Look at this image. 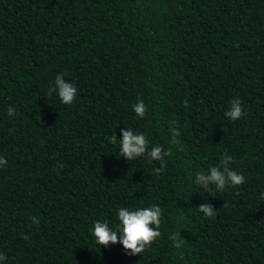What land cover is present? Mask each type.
I'll list each match as a JSON object with an SVG mask.
<instances>
[{
	"label": "trees",
	"instance_id": "obj_1",
	"mask_svg": "<svg viewBox=\"0 0 264 264\" xmlns=\"http://www.w3.org/2000/svg\"><path fill=\"white\" fill-rule=\"evenodd\" d=\"M59 74L70 105L48 93ZM126 128L171 148L163 172L120 156ZM225 153L245 182L213 196L195 176ZM0 157V264H264V0H0ZM152 205L143 253L95 242L97 220Z\"/></svg>",
	"mask_w": 264,
	"mask_h": 264
},
{
	"label": "clouds",
	"instance_id": "obj_2",
	"mask_svg": "<svg viewBox=\"0 0 264 264\" xmlns=\"http://www.w3.org/2000/svg\"><path fill=\"white\" fill-rule=\"evenodd\" d=\"M48 93L49 95L58 93L61 102L70 105L76 98L77 87L73 83L66 81L62 74H59L55 77L53 85L48 89ZM189 103L188 100H184L183 106L187 108ZM133 110L138 117L143 118L146 115L147 106L143 100H139L138 103L133 105ZM7 114L9 116L16 115L15 108L10 106ZM244 114L241 100L239 98L230 100V108L225 112V116L230 121H236ZM121 133L122 138L119 140L115 134L109 138L110 143L114 145L119 142L120 156L127 161H131L146 154L150 164L154 161L160 162L159 167L154 169L157 174L164 171L165 157L172 155L171 148L164 150L162 146L157 145L149 150V140L143 133H134L130 128L122 129ZM171 133V144L179 145L180 141L177 138L180 136V132L176 127H173L171 128ZM180 150H183L182 147ZM232 162V156L226 153L222 154V159L218 165L210 167L207 172L196 173L194 184L213 196H215L212 192L213 187L222 192L226 186L236 187L242 185L245 182V177L230 168ZM7 163L8 161L5 158L0 157V167L5 166ZM261 199H264V193L261 194ZM196 209L203 213L205 217L211 218L216 215L214 206L208 202L200 204ZM117 216L119 223L114 227H110L107 221L101 222L97 220L95 222L92 235L99 246L108 247L110 244L119 243L123 246V251L127 255L135 256L143 253L161 235L159 228L161 226L162 209L159 205L140 207L134 210L121 207L117 212ZM31 219L35 224L40 223L38 217H32ZM179 237H181L179 233H172L169 237L173 241L175 248L182 247V241ZM23 239H27V237L25 236ZM6 259L5 255L0 254V261Z\"/></svg>",
	"mask_w": 264,
	"mask_h": 264
}]
</instances>
